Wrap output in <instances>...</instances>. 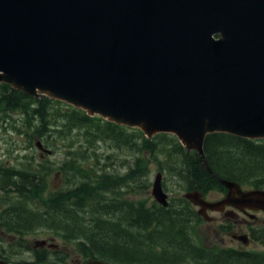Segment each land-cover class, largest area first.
I'll use <instances>...</instances> for the list:
<instances>
[{
    "label": "water",
    "instance_id": "obj_1",
    "mask_svg": "<svg viewBox=\"0 0 264 264\" xmlns=\"http://www.w3.org/2000/svg\"><path fill=\"white\" fill-rule=\"evenodd\" d=\"M0 83L173 134L226 189L183 193L205 220L226 206L264 213V189L216 176L203 151L210 133L264 138V0H0ZM151 192L168 205L161 172Z\"/></svg>",
    "mask_w": 264,
    "mask_h": 264
},
{
    "label": "trees",
    "instance_id": "obj_2",
    "mask_svg": "<svg viewBox=\"0 0 264 264\" xmlns=\"http://www.w3.org/2000/svg\"><path fill=\"white\" fill-rule=\"evenodd\" d=\"M33 104L37 108H31ZM48 106L66 110L64 116L71 126L84 127L87 133L97 138H110L135 149L134 168L127 173L132 177L128 180L134 182L137 177L146 175L149 158L157 160L156 154L164 152L169 159L174 157L176 163L166 168L171 172L176 170V174L182 173L190 185L188 190L196 186L203 194L214 189L225 191L217 178L205 169L199 155L194 150L188 151L172 134L160 133L146 138L139 129L117 125L97 115L89 116L82 109L46 96L32 98L6 83H0L2 110L18 107L27 113L31 108L44 125L48 121L45 110ZM203 151L208 166L216 176L235 181L243 187L264 189V139L253 140L215 132L206 135ZM178 165H182L180 170ZM3 169L6 170L5 167ZM61 169L63 171V167ZM77 169L83 170L72 163V170L79 175ZM111 178L116 176L103 173L98 179L96 174L79 175L78 181L71 178L72 200L69 204L63 205L64 193L60 192L48 200H40L41 204L45 203L39 209L22 208L20 214L24 217L13 215L14 223L2 227L7 232L25 234L37 227L52 228L72 243L84 260L95 258L109 264H181L193 261L197 264H264V250L209 247L196 242L188 218L198 223L199 216L186 199L179 198L176 207L172 197L166 207L156 203L147 206L141 199L118 197L115 189L126 177L118 184ZM133 187L138 188L137 185ZM32 195H37L36 188H31ZM9 213L13 214L12 211ZM87 214L89 218H86ZM86 219L91 220L86 222ZM259 238L264 242V233L255 237ZM192 249L193 254L190 252Z\"/></svg>",
    "mask_w": 264,
    "mask_h": 264
},
{
    "label": "rangeland",
    "instance_id": "obj_3",
    "mask_svg": "<svg viewBox=\"0 0 264 264\" xmlns=\"http://www.w3.org/2000/svg\"><path fill=\"white\" fill-rule=\"evenodd\" d=\"M30 107L33 108L36 107V105L33 104ZM31 108L28 109L27 113L25 109H20L18 107L5 108L2 110V113H0V117H2V128L0 125V152L2 153V166H5L6 171L9 166L20 165V167L23 168L27 163L39 162V149L36 148V143V145L43 144L45 148L52 150V154L47 156L45 163L49 162V160L53 161V170L58 169V166L56 165L62 163L67 164L65 174L69 175V177L71 176L73 181H78L79 175L80 177H85L86 174H96L98 179V176L107 173L116 176V178H111V180L118 184L120 179L126 177V180H122L121 183L119 182L120 186L115 189L118 191V193L115 191L118 197L122 199H141L144 200L147 206L152 203L158 204L151 192L154 176L157 172L162 173L163 190L168 194V200L171 197L173 198L174 207L178 206V199L183 198V193L188 190L187 188H190L187 187L189 184L182 173L176 174V170L171 172L166 168L171 165V163L173 165L176 163H174V157L169 159V156L164 152L156 154L157 160L149 158L148 162H146L149 172L146 175L137 177L134 182L128 180L132 177L129 174L127 175V173L134 168L133 159L136 154L135 149H129L124 144L122 145L118 142H114L110 138H97L94 134L87 133L86 128L84 127H74L69 125L68 120L64 116V113L67 111L61 109V107L48 106L45 108L48 112L46 115L48 121L47 123H44V125L40 116L35 112L33 113ZM72 158L75 160L72 161ZM72 163L74 167L83 169L82 171L77 169L79 175L75 173V170H72ZM181 167L182 165H178V170H180ZM91 168L93 171H91ZM51 174H53V171ZM63 176L64 174L62 171L60 178L57 179L53 175L50 177L49 186L47 187L48 193L57 189L60 182L61 186L63 185ZM72 180L70 179L69 181L70 186L73 185ZM133 185H137L138 188L134 189ZM194 188H196V186L192 189ZM244 188L249 187L245 186ZM101 189L103 188L101 187ZM225 191L214 189L206 192L204 195H206L207 200L213 201L220 199ZM34 197L37 198L39 196L36 195ZM40 197L41 201L45 198L42 195H40ZM34 201L37 202L36 199ZM41 201L39 200V202ZM189 205L192 209L193 206H195L190 202ZM208 216L211 217V220L208 221L200 217L201 220L199 219L198 223L195 221L191 222L192 219L190 217L188 218L190 226L192 225L193 231L195 232L193 238L202 244V246L208 245L238 249L245 248L246 250L253 251L264 250V243L261 241L256 240L249 242L248 244H242L240 241L232 238L230 234L225 235L220 234L219 232L217 233L216 228L218 229V223L221 218H223L222 214L217 211H209ZM89 217L90 215L87 214L86 218ZM230 218L235 221V225L231 229V232L235 234L244 231L245 227L248 226L245 225V223L254 224L253 220H250L247 216L245 217L242 214L238 215V218L232 216H230ZM90 220L91 219H86L85 221L89 222ZM260 220H263V218H260ZM11 235H13L12 232ZM5 239L0 242V254L9 257L10 253L15 251L16 254L12 255V257L18 261H25L28 259V248L37 255H43L46 251L47 255L50 257L57 256L52 253L56 250V245L57 249L63 251L61 253L59 252V254L66 257V259L59 261L60 264H79V260H82L81 253L78 249L68 240L62 238L61 234L52 228L37 227L32 231H28L26 236L25 234L17 235L15 239L10 236L7 238L6 242ZM42 239H45L47 243H54L55 246L42 248L38 242ZM5 246L8 247L6 252L3 249ZM57 258L59 257L53 258L51 263L43 262V264H56L58 260ZM181 264L197 263L193 261Z\"/></svg>",
    "mask_w": 264,
    "mask_h": 264
},
{
    "label": "flooded vegetation",
    "instance_id": "obj_4",
    "mask_svg": "<svg viewBox=\"0 0 264 264\" xmlns=\"http://www.w3.org/2000/svg\"><path fill=\"white\" fill-rule=\"evenodd\" d=\"M0 113H2V107H0ZM0 125L2 128V117H0ZM35 146L37 149H39L38 151L39 152L38 159L40 160L39 162L27 163L25 164V167L23 168L20 167V165H16L19 167L9 166L10 170H7V171L3 169L5 166H2V153L0 152V242H2V240L5 238H6L5 239V242H6L7 238L10 236L11 238L15 239L17 235L25 234V233L12 232L13 235H11V232L5 231L2 225L14 223L13 215L15 217L17 216L24 217L23 215L20 214L21 213L20 211L22 208H27V210L28 208H37V209L41 208V206L44 205L45 201H43L42 204L39 202V200H41L40 195L45 197L43 198V200H48L51 197L57 196L56 194L63 192L64 193L63 205L69 204L71 202V196H70L71 186L69 184L71 177L65 174L67 170V164L62 163L60 165H56L58 166V169L53 170V166H54L53 161L49 160V162L45 163L47 156H49V154H52V150L45 148L43 144L36 145L35 143ZM1 151H2V148H1ZM61 167H63V174H64V176L62 177L63 185L61 186V182H60L58 184L57 189H54L52 192L48 193L47 187L49 186V179L52 175L56 177L57 179L60 178L61 172H62ZM52 171H53V174H51ZM6 174H8L9 176ZM32 187L36 188V194L39 197L36 198V197H33V195L31 196ZM23 190H26V191L24 192ZM37 191H41V192H37ZM24 194L26 196L22 197ZM203 196L205 199H207L206 195H203ZM22 199L25 200L24 203L22 202ZM35 199L37 200V202L34 201ZM197 209H198L197 207L193 206V210L199 216V219L200 220L201 218L204 219L203 216L198 214ZM9 211H12L13 214H10ZM25 213H27V211H25ZM218 213H221L223 218H221V220L218 223V226H217L218 229L216 228L217 233L219 232L220 234H225V235L230 234L231 237L236 240H238L237 236L246 235L248 242H253L256 240L263 242L261 238L255 239V237L260 236L262 235V233H264L263 232L264 231L263 211L252 210L249 208L240 210V209L233 208L231 206H226L223 211L218 212ZM241 214L244 215L245 217L247 216L250 220H253L254 224L245 223V225H248V226L245 227L244 231L241 233L235 234L231 232L232 227L235 225L234 223L235 221L232 218H230V216L238 218V215H241ZM29 215L30 214H27L26 216H29ZM260 218H263V220H260ZM27 234H25V236ZM195 241L198 242L197 240ZM38 242L40 243L42 248L43 247L48 248V247L55 246L54 243H47L45 239H42L41 241H38ZM209 247H212V246H209ZM7 248H8L7 246L3 247L5 252L7 251ZM235 249H238V248H235ZM59 252L61 253L63 251H61L60 249H57V245H56V250L52 252L53 254H56L57 256H52V257L47 255L46 251L43 253V255L42 254L37 255L35 252H33L32 250L28 248V253H27L28 259H26L25 261H18L17 259H14L12 255L16 254L15 251L11 252L9 257L0 254V259L6 261L7 264H43V262L51 263L53 258L59 257L57 258L58 260L56 264H60L59 261L62 259H66V257L62 254L60 255ZM190 252L192 254L195 253L193 249ZM82 260H79L78 263L84 264L85 260L83 261Z\"/></svg>",
    "mask_w": 264,
    "mask_h": 264
}]
</instances>
